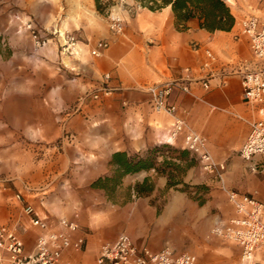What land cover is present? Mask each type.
Listing matches in <instances>:
<instances>
[{
  "label": "crops",
  "instance_id": "obj_1",
  "mask_svg": "<svg viewBox=\"0 0 264 264\" xmlns=\"http://www.w3.org/2000/svg\"><path fill=\"white\" fill-rule=\"evenodd\" d=\"M124 2L125 9L117 8L123 32H105L98 39L108 42L100 57L76 63L82 49L76 56L62 55L65 68L75 74L71 99H48L47 115H36L32 121L42 129L39 136L49 145L52 162L41 167L35 160L19 176L3 173L0 192L6 195L0 198V225L14 230L25 252H31L40 234L61 230V219L75 221L78 229L70 237L82 239L83 246L63 255L73 264L93 263L101 246L122 233L139 249L157 251L168 246L176 253L193 254L197 264H239L240 247L210 235L213 226H228L236 213L221 182L200 164L187 171L184 182L193 190L206 188L199 193L202 204L187 192L168 188L166 176L152 168L122 175L112 186L121 195L116 198L93 183L113 178L118 169L112 162L115 153L133 156L157 143L182 149L184 133L170 137L179 117L206 139L214 160L226 165L223 186L253 195L264 204V177L250 172L238 156L250 130L246 121L261 117L259 109L264 108L243 99L241 71L264 70V61L253 57L247 38L237 37L240 21L249 14L264 25L260 9L264 0H231L227 6L234 26L213 32L201 28L198 19L181 27L170 6L153 12L135 0ZM105 74L110 75V91L97 100L80 102L79 95L98 88ZM163 83H174L168 102L176 106L175 116L154 110L147 88ZM71 105L76 106L75 114L60 115ZM57 139L61 140L58 146L53 143ZM84 141L90 142L88 146ZM11 188H15L12 196ZM18 193L45 221V231L31 224L23 203L16 199ZM257 258L264 261V254Z\"/></svg>",
  "mask_w": 264,
  "mask_h": 264
},
{
  "label": "built area",
  "instance_id": "obj_2",
  "mask_svg": "<svg viewBox=\"0 0 264 264\" xmlns=\"http://www.w3.org/2000/svg\"><path fill=\"white\" fill-rule=\"evenodd\" d=\"M223 1L227 4L231 0ZM123 3L124 0H120V4ZM109 29L114 34L123 32V20L118 14L110 15ZM58 35L62 54L78 55L76 36L67 31H59ZM237 37L247 38L253 57L264 61V25L260 24L258 16L249 14L244 17L239 23ZM41 44L44 45L45 41ZM107 48V41L98 40L89 53L92 57H100ZM193 48L198 49L195 45ZM206 55L209 59H214L209 51H206ZM109 79V74L103 75V82L99 87L85 93L80 102L97 100L101 94H107L110 91ZM173 87L174 83H163L147 88L156 112L175 116L177 108L168 102ZM203 87L208 89L209 84L204 82ZM241 89L246 103L264 105V70L244 68L241 71ZM184 91L187 89L184 88ZM259 113L261 117L258 119L246 121L250 130L238 150V156L246 163L250 172L264 177V108L261 107ZM182 133H184L182 149L195 157L204 172L221 182V188L236 213L229 219L228 226L220 224L213 226L210 235L236 243L240 247L239 264H264L262 259L257 258L259 253L264 254V204L253 195L240 194L224 187L222 175L226 165L214 160L207 149L204 137L191 130L183 119L175 117L170 137L175 139ZM16 199L23 203L24 213L29 216L31 224L45 231L47 229L45 221L36 215L34 208L26 202L24 196L18 193ZM59 223L61 230L40 234L31 252H25L24 244L14 230L0 225V264H73L63 255L68 249L79 251L82 248V239L72 241L70 237V233L76 231L78 225L75 221L66 219H61ZM91 264H197V258L190 253H176L168 246L157 251L139 249L127 234L122 233L115 241L104 243L96 260Z\"/></svg>",
  "mask_w": 264,
  "mask_h": 264
},
{
  "label": "rangeland",
  "instance_id": "obj_3",
  "mask_svg": "<svg viewBox=\"0 0 264 264\" xmlns=\"http://www.w3.org/2000/svg\"><path fill=\"white\" fill-rule=\"evenodd\" d=\"M99 5L101 10H97L95 0H0V178L4 172L21 175L20 170L28 169L35 160L41 167L51 164L52 152L39 136L42 129L32 121L36 115H47L44 106L48 99H71L75 74L62 62L65 54L58 33L67 31L76 36L82 56L74 62L91 58L89 51L96 41L111 32L110 15L121 13L118 6L120 10L126 8L120 0H99ZM260 9L264 10V2ZM75 107L71 105L60 115L75 114ZM60 142L53 141L57 146ZM84 143L88 146L90 142ZM163 144L167 143L153 144L148 149ZM198 164L196 160L191 168ZM191 188L185 191L191 198L201 197L202 190ZM14 190L8 193L12 196ZM106 191L115 198L121 196L113 190ZM4 195L1 191L0 198Z\"/></svg>",
  "mask_w": 264,
  "mask_h": 264
},
{
  "label": "trees",
  "instance_id": "obj_4",
  "mask_svg": "<svg viewBox=\"0 0 264 264\" xmlns=\"http://www.w3.org/2000/svg\"><path fill=\"white\" fill-rule=\"evenodd\" d=\"M142 8L156 12L170 6L176 23L185 27L186 22L198 19L200 27L210 32L216 30L229 31L235 24L234 16L223 0H135ZM97 10H101L99 0H95ZM112 162L118 166L113 178L99 179L93 183L94 187L113 190V185L122 175L140 170L154 169L158 174L167 178V187L180 191H187L189 185L184 183L182 176L195 165L196 159L185 149L163 144L147 149L133 156L125 153H115ZM204 191L205 187H196ZM200 204L202 197L195 198Z\"/></svg>",
  "mask_w": 264,
  "mask_h": 264
}]
</instances>
